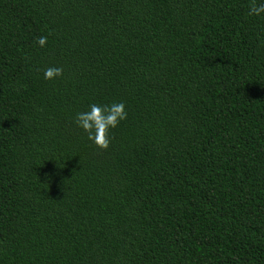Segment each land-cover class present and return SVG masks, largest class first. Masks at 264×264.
<instances>
[{
    "label": "trees",
    "instance_id": "obj_1",
    "mask_svg": "<svg viewBox=\"0 0 264 264\" xmlns=\"http://www.w3.org/2000/svg\"><path fill=\"white\" fill-rule=\"evenodd\" d=\"M251 2L0 0V264H264ZM120 102L105 151L75 118Z\"/></svg>",
    "mask_w": 264,
    "mask_h": 264
},
{
    "label": "clouds",
    "instance_id": "obj_2",
    "mask_svg": "<svg viewBox=\"0 0 264 264\" xmlns=\"http://www.w3.org/2000/svg\"><path fill=\"white\" fill-rule=\"evenodd\" d=\"M264 14V3L257 4L252 0L249 5V16H261ZM48 38L41 36L37 38L40 47L47 45ZM63 75V68L49 67L44 70V78L53 80ZM127 119V111L124 103H113L111 105L92 104L86 112L76 115L75 123L88 134V139L98 148L108 150L111 144L110 132L119 126L120 122Z\"/></svg>",
    "mask_w": 264,
    "mask_h": 264
}]
</instances>
